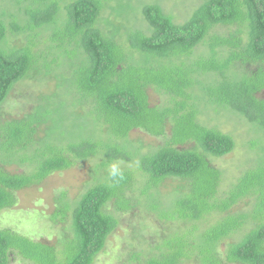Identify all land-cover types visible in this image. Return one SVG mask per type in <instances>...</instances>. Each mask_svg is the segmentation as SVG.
<instances>
[{"label": "trees", "instance_id": "16d2710c", "mask_svg": "<svg viewBox=\"0 0 264 264\" xmlns=\"http://www.w3.org/2000/svg\"><path fill=\"white\" fill-rule=\"evenodd\" d=\"M5 1L24 18L0 12V110L34 74L54 75L58 83L30 113L0 124V212L51 175L103 159L95 166L101 176L78 202L66 192L57 197L50 220L60 239L49 244L0 229V264H95L120 225L118 213L136 210L161 226L157 236L143 227L139 250L124 264H264V0H203L180 24L142 0L151 34L131 30L123 40L116 38L120 28L106 25V33L100 25L109 11L122 22L111 0ZM218 27L234 31L212 35ZM47 31L42 48L36 39ZM9 33L31 36L8 50ZM201 47L209 54L196 55ZM150 89L166 102L153 105ZM209 109L235 112L262 134L252 142L260 157L227 190L211 158L232 154L238 144L231 133L201 123ZM135 130L165 144L151 153L131 149ZM114 160L128 164L119 183L108 172ZM14 165L25 170L9 171ZM168 180L180 181L170 194Z\"/></svg>", "mask_w": 264, "mask_h": 264}, {"label": "rangeland", "instance_id": "374dc122", "mask_svg": "<svg viewBox=\"0 0 264 264\" xmlns=\"http://www.w3.org/2000/svg\"><path fill=\"white\" fill-rule=\"evenodd\" d=\"M111 1L108 4L109 9L114 5L113 11L114 13L117 12L116 16L120 15L117 16L120 17L117 19L122 22H116L115 16L112 17V14H110L112 11L105 12L100 23L101 27L106 30L104 32L108 33L106 25H110L111 28H120L121 33L116 38L122 40L125 39L127 32L131 30H142L148 35L151 34L152 28L142 12L145 4L140 7L142 0ZM147 2L160 5L167 15L172 16L174 21L180 24L185 23L191 17L194 10L203 0H147ZM0 5V12L3 9H7L19 15L20 19L24 18V14L19 11L17 5L14 7L5 0H0ZM232 31H234V28L218 27L212 32V35H228ZM9 34L7 40L8 50L27 45L31 36V34ZM123 34L124 37H122ZM50 36V31L43 32L36 41L44 48L47 46ZM200 54L208 55L209 50L207 47L198 49L196 55ZM57 83L58 81L54 75L46 76L44 73L34 74L28 80L20 83L0 110V124L8 120L22 118L25 114L30 113L34 107L39 105L38 102L43 95L56 90ZM149 94L153 105H161L166 102V97L154 89H150ZM261 96L264 98V92ZM218 111L209 109L207 112L200 114L199 118L205 126L231 133L238 144L237 149L232 154L223 158H211L212 164L224 173L222 187L227 190L232 182L239 178L244 169L249 166V161L260 157V153H253L256 150L253 149L252 142L258 136H262V134L254 130L247 120L241 119L235 112L225 109L221 112ZM42 135L44 136V134ZM128 140L131 149H141L143 153L154 152L165 144V138L151 136L142 130L133 131ZM192 146L189 143L180 148L189 149ZM101 159H103L102 155H98L96 158L79 162L78 165L69 170L51 175L40 185L18 192V205L12 209H5L0 212V229L11 228L35 240L55 244L60 239V235L51 228L53 224L50 216L57 210V197L61 193L66 192L67 198L72 203L78 202L89 187L97 182V177L101 176L95 171V166L100 164ZM127 166L128 164L121 163V168H126ZM8 170L13 173H21L25 170V166L14 165L8 167ZM179 185V180H168L166 188L164 187V192L170 194ZM241 209H244V205L241 208L240 206L235 208L234 211ZM110 210L113 211V208ZM118 216L120 225L110 237L105 250L97 258L95 264L127 263L130 254L135 252V250H139L136 246L140 244L138 235L143 230V227L146 226L144 230H147V234L157 236L156 230L161 226L154 215L143 214L139 210L118 213ZM238 238V236H234V238L227 239L222 249H226L230 243L237 241ZM13 264L30 263L16 260Z\"/></svg>", "mask_w": 264, "mask_h": 264}, {"label": "clouds", "instance_id": "9594fccd", "mask_svg": "<svg viewBox=\"0 0 264 264\" xmlns=\"http://www.w3.org/2000/svg\"><path fill=\"white\" fill-rule=\"evenodd\" d=\"M108 172L109 176L115 183H119L125 178L121 168V162L119 160H114L109 164Z\"/></svg>", "mask_w": 264, "mask_h": 264}]
</instances>
